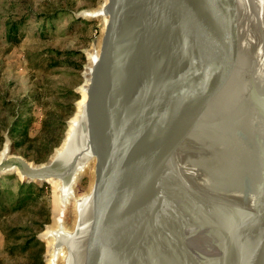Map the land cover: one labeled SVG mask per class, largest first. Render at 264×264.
I'll return each mask as SVG.
<instances>
[{
  "label": "water",
  "instance_id": "95a60500",
  "mask_svg": "<svg viewBox=\"0 0 264 264\" xmlns=\"http://www.w3.org/2000/svg\"><path fill=\"white\" fill-rule=\"evenodd\" d=\"M104 4L82 125L94 188L68 264H264V0ZM5 145L0 178L62 182L66 230L76 163Z\"/></svg>",
  "mask_w": 264,
  "mask_h": 264
},
{
  "label": "rangeland",
  "instance_id": "374dc122",
  "mask_svg": "<svg viewBox=\"0 0 264 264\" xmlns=\"http://www.w3.org/2000/svg\"><path fill=\"white\" fill-rule=\"evenodd\" d=\"M104 2L0 0V153L9 141L12 155L41 164L61 145L82 98L79 88L85 83L88 55L99 53L103 20L89 14ZM10 28H14L12 40ZM17 118L31 120L29 136L35 140L16 149L9 130ZM45 121L54 124L51 133L44 129ZM41 157L46 159L37 161ZM90 167L94 169V163L79 180L77 195L86 192L85 196L92 189ZM1 178L6 197L0 206V264H47L48 245L42 234L55 223L56 186L53 182L35 184L43 190L37 191L35 201L19 207L20 177L7 174ZM73 205L65 210L66 231L76 225ZM58 264H64L63 257Z\"/></svg>",
  "mask_w": 264,
  "mask_h": 264
},
{
  "label": "bare ground",
  "instance_id": "6f19581e",
  "mask_svg": "<svg viewBox=\"0 0 264 264\" xmlns=\"http://www.w3.org/2000/svg\"><path fill=\"white\" fill-rule=\"evenodd\" d=\"M107 0L105 1V3ZM102 7L95 12H91V17L96 16V14H99V17L103 20V24L105 25L107 22V18L102 14L103 8ZM99 57V53L97 52H91L89 54L90 62L88 65V68L84 74L85 76V83L82 85L79 90L82 93V98L77 103V110L74 116L70 119L68 124V129L65 133V137L61 145L55 149L52 156L50 157L49 163H52L55 158H60V160L67 164L66 166L70 165L72 162L76 163L77 169L74 173V181H78L82 178L84 175L85 170L91 163H95V158L90 156V151L88 148V135L87 132L85 133L82 129V125L86 123V116H85V104L87 100V91L91 80L92 70L93 66L96 62V60ZM7 146L5 145L2 153L6 152ZM31 165L37 166L42 164H35L30 163ZM18 173V172H16ZM19 174V173H18ZM20 175V174H19ZM20 177H22L20 175ZM56 186V207L54 210V221L53 225L49 227L43 234V240L46 241L48 245V255H47V264H58V261L61 257H63L64 264H68L71 256H73V249L72 245L75 241V244L81 243L80 241L83 238V233L86 231L88 226V219H89V213L91 208V201H92V194H93V188L94 183L92 186L91 191L80 198L75 199V209H76V226L81 228V236H78L74 239H72L71 234L73 231H66L62 229L61 224V210L60 207L65 202L63 201L61 192L59 188H63L61 181H51ZM64 190V188H63ZM69 190H73V187L71 186ZM72 195V194H71ZM81 209V212H79ZM80 217V219H79ZM74 227V228H75ZM74 230V229H73ZM71 238V239H70ZM65 241V243H68L69 247L71 248V252H67V250L64 248H61V244Z\"/></svg>",
  "mask_w": 264,
  "mask_h": 264
},
{
  "label": "trees",
  "instance_id": "16d2710c",
  "mask_svg": "<svg viewBox=\"0 0 264 264\" xmlns=\"http://www.w3.org/2000/svg\"><path fill=\"white\" fill-rule=\"evenodd\" d=\"M14 28L9 29V37L12 40L13 34H14ZM31 123V120H22L21 118H17L10 130V137L13 141L12 146L14 148H20L22 147L23 144L25 143H32L34 142V138L29 136V125ZM44 129L48 130V133H51L52 130L54 129V124H48V121L44 122ZM37 138V137H35ZM46 159V157H41L37 158V161H42ZM12 178V177H11ZM2 184L3 180L0 178V206L4 204V198L6 197L5 194L2 192ZM43 188L37 187L34 183H18V189L16 192L17 200L16 203L17 205H20L19 207H22L25 205L28 201H35L37 198V191H42Z\"/></svg>",
  "mask_w": 264,
  "mask_h": 264
}]
</instances>
